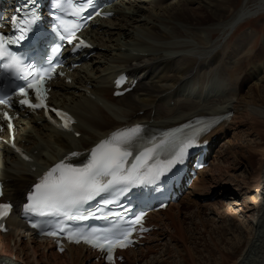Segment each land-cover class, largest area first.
Returning a JSON list of instances; mask_svg holds the SVG:
<instances>
[{"label":"bare ground","instance_id":"6f19581e","mask_svg":"<svg viewBox=\"0 0 264 264\" xmlns=\"http://www.w3.org/2000/svg\"><path fill=\"white\" fill-rule=\"evenodd\" d=\"M238 2L132 0L116 4L115 19L104 21L89 33L100 53L77 78L82 86L93 85L95 98L64 86L55 100L78 117L76 128L82 132L81 137L39 124V118L31 119L22 131L20 143L40 168L71 150L89 147L111 130L130 122L147 120L171 126L197 115L234 112L217 131L226 141L227 150L217 149L212 166L201 172L185 201L152 215L160 229L145 248L127 252L125 264H145V259L147 264H264V89L250 73L243 75L241 68L242 58L250 55L252 30L244 29L237 37L229 51L235 55L233 64L221 65L226 73L220 72L219 67H208L213 54L246 18L264 10V0L255 6H250L249 0L240 6ZM215 32L222 36L214 39ZM261 46L255 55L257 62L264 59V40ZM177 61L190 67L189 74L173 67ZM165 65L171 73L165 78L166 83L151 82L150 69L159 70ZM122 71L141 73L140 83L134 91L114 98L112 77ZM1 154L5 155L0 165L7 179V197L17 200L36 173L30 172L31 164L9 155V151L3 150ZM239 168L243 170L241 174H237ZM215 198L220 200L214 203ZM221 198H233L232 210L234 205L247 218L244 222L235 216L241 223L235 229L217 207L225 205ZM215 213L220 221L207 219ZM10 222L17 229L0 234V260L11 264H104L92 260L93 255L82 248L73 247L63 255L49 242L26 240L18 234L23 224L17 214ZM210 225L226 236V242L222 237L221 241L214 239ZM166 235L171 243L155 244ZM206 237L210 244H206ZM162 248L164 252L158 257Z\"/></svg>","mask_w":264,"mask_h":264},{"label":"snow or ice","instance_id":"6c2138e0","mask_svg":"<svg viewBox=\"0 0 264 264\" xmlns=\"http://www.w3.org/2000/svg\"><path fill=\"white\" fill-rule=\"evenodd\" d=\"M52 7L57 11L52 14L51 32L55 33L61 40L71 42L75 40L76 32L84 25L75 19H65V15L82 17L87 9L96 8L94 0H53ZM19 11V10H18ZM100 12L97 11L96 15ZM91 19V16L87 17ZM37 0H32L30 11H25L22 16L13 15L11 24L12 33L0 31V62L3 68L15 78L23 81L22 84L6 86L0 89V106L12 108L13 98L22 97L18 100L20 106H27L32 109L47 108L46 89L43 87L47 80H51L57 74V69L62 67L60 63L53 60V56H47V63L39 64L36 61H29L28 57L21 52L14 50L13 46H21L23 42L30 40V34L38 45L46 37L41 32L37 35L36 25L41 21ZM91 47L83 40L77 43L73 51L81 47ZM61 45L55 44L50 51L53 54L61 52ZM63 75L62 72L58 73ZM5 72L0 71V78H4ZM117 81V86L123 82ZM30 90L35 91L38 102L33 103L29 98ZM117 95L122 93L118 92ZM61 117L65 129H69L74 123L72 117L55 108L50 109ZM7 121V127L13 128V117L7 111L0 113ZM51 119V117H49ZM55 122V121H54ZM216 121L205 122L203 127L186 135L179 140L165 133L161 138L153 137L146 140L142 125H135L112 133L110 137L102 140L91 150L86 163H66L71 157H78L79 152H71L64 160L55 164L40 177L39 182L33 186L32 191L27 194V203L24 204V214L32 216L63 215L65 221L85 220L89 216L82 211L83 207L90 201L100 197L103 204L117 203L116 199L106 197L126 196L133 188H144L149 185H157L166 174L172 173L177 165L183 164L189 150L198 147V133L210 130ZM185 127H188L187 125ZM0 131L3 128L0 127ZM179 131V129L173 130ZM79 135V133H76ZM20 151L19 149H17ZM163 157V158H162ZM29 157L25 156V159ZM0 187V196H3ZM164 207L165 205H161ZM12 210L11 203H0V222L8 216ZM131 208L125 209V213L131 212ZM95 216V213H91ZM145 213L135 214L131 220H121L109 229H90L81 231L61 221L58 225H45L39 223L33 227L39 228L41 234L48 236H59L66 234L67 239L79 244L81 242L106 253L109 262L114 261V253L118 248H127L134 243L132 236L136 231H146L142 221ZM108 216L121 217L119 212L109 213ZM108 216L99 217L107 219ZM63 226H60V225ZM139 225V229H137ZM0 227L3 224L0 223ZM51 229V230H49ZM60 250L64 251L61 244Z\"/></svg>","mask_w":264,"mask_h":264},{"label":"rangeland","instance_id":"374dc122","mask_svg":"<svg viewBox=\"0 0 264 264\" xmlns=\"http://www.w3.org/2000/svg\"><path fill=\"white\" fill-rule=\"evenodd\" d=\"M260 0H249V5L250 6H255L257 2H259ZM244 2V0H239L238 2V6L242 5V3ZM251 17V18H250ZM248 18H246L247 20L245 21V23H243L242 25L239 26V28L230 36V38L228 39V41L226 43H222L223 45H221L219 47V50L216 51L211 60L209 61L208 63V67L212 66L213 68H217L219 67V70L220 72L222 73H226V68L224 67H221L222 63L225 64V62L229 65H232L234 60H235V55H230L229 51H231L233 49V46L235 44V41L237 39V37L242 34L241 32L244 30V29H251L254 34V39L253 37L250 38V41L252 42L251 43V46H250V49L248 51V53L250 54L249 57H245V58H242L243 59V62L241 64V68L243 69V75L244 74H249L250 76H254L255 78V81L256 83H259L261 85V89H264V59H263V62L259 61L257 62L256 60V56L257 53L259 52V49L262 47V41L264 40V10H261L259 12H256L254 13L252 16H250ZM222 34L221 32H215L214 33V39H217L218 37H221ZM253 40V41H252ZM254 53V54H253ZM253 54V55H252ZM216 58V59H215ZM224 59V60H223ZM233 61V62H232ZM255 62H257L255 64ZM260 63V65H258ZM257 66V67H256ZM259 66V67H258ZM174 68H178L180 69L182 72H184V74H189V71H190V67L188 65H183L181 64L180 62H175L174 63ZM203 67V65H202ZM246 72V73H245ZM261 73V74H260ZM157 74H160V73H157ZM171 74L169 69L166 70L163 74H161L160 77L158 78H153V80H151V82L153 81H156L159 85L161 84H165L166 83V80L165 78ZM163 75V77H162ZM165 76V77H164ZM257 80H259L257 82ZM231 135L233 136L234 135V132H230ZM219 149L220 150H224L226 151L227 150V145H226V141L224 140L220 146H219ZM243 170L241 168H239L237 170V174H241ZM230 186V185H229ZM232 187V186H231ZM218 195V194H217ZM219 198V196H218ZM186 198L183 199V201H185ZM220 200V199H218ZM217 198L213 199V202L214 203H217L218 202ZM224 201L225 202V205L223 204V207H220L217 205L218 208H220V211L223 212V214L225 215V217L229 220V222L231 223V225H233V228L235 229V227L238 225H240L241 223H239L235 216H237L239 219L241 218L242 221H246V216L245 215H241V213L239 212V210L233 205V210L231 208V203L232 201H234L233 198H225V199H222L221 198V201ZM230 205V206H229ZM209 212L211 213V211L209 210ZM245 217V218H244ZM214 219V221H220L218 218V215L215 213V214H209L208 218L207 219ZM209 219V220H210ZM212 229V232L211 234L215 236V240L217 241L219 239V241H221V239L223 238L224 242H226L225 239L226 236H224V234L222 232H218L216 231L214 228H213V225H210L209 226V230ZM230 230L229 232L230 233H233V230ZM242 229V228H241ZM213 231H215L217 234H213ZM223 235V236H222ZM231 236V235H230ZM222 237V238H221ZM205 239H207V242L206 244H210V238L206 237ZM171 239H169V236H165L161 242H157L158 244H161V245H164V244H168V243H171L170 242ZM199 242V241H198ZM155 243V244H157ZM200 245V248H203V244L200 242L199 243ZM163 249V248H162ZM161 249V252L159 253V255L157 254L158 257H160L161 253L164 252V249L162 251ZM203 255H206L203 254ZM202 256V255H201ZM151 259V258H149ZM153 259V258H152ZM175 260H177L178 262L180 261V259L176 258L175 257ZM145 264H147V259H145Z\"/></svg>","mask_w":264,"mask_h":264}]
</instances>
